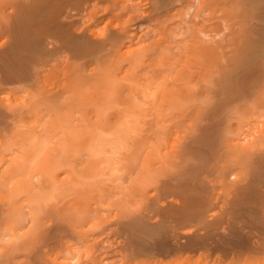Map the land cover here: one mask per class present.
<instances>
[{"label": "bare ground", "instance_id": "obj_1", "mask_svg": "<svg viewBox=\"0 0 264 264\" xmlns=\"http://www.w3.org/2000/svg\"><path fill=\"white\" fill-rule=\"evenodd\" d=\"M263 67L264 0H0V264H264Z\"/></svg>", "mask_w": 264, "mask_h": 264}, {"label": "rangeland", "instance_id": "obj_2", "mask_svg": "<svg viewBox=\"0 0 264 264\" xmlns=\"http://www.w3.org/2000/svg\"><path fill=\"white\" fill-rule=\"evenodd\" d=\"M124 3H127V2L124 1ZM122 4H123V3H122ZM231 46H232V48H233V49L231 50V52H232V51H236L235 53H237V49H238V48H236L235 45H231ZM231 46H229V45H228V47L225 46V48H223V49H226V50H224L225 52H224L223 50H222V52H220V53H222L223 57L226 56L225 58H227V57L232 56V55L235 54V53H232V54H231V52L229 51V50L231 49ZM234 47L236 48L235 50H234ZM228 48H229V50H228ZM223 52H224V53H223ZM224 54H225V56H224ZM225 58L220 59L219 61H223ZM225 60H226V59H225ZM218 63H221V64L223 63V64H222V65H221V64H219V65H216V64H215V69H214V67H213L214 64H210L211 66H210V67H207V66L209 65V62H208L207 64H206V63H205V64H202L200 68L198 67L199 69H198V68H195V67H192V69L189 71L188 74L195 73V74H196V77L194 76L195 74H194L192 77H191V75H187V76H189V79H190V82H189V83H190V84L193 83L192 81H193L194 79H195V80H194V84H196L197 82H200V83H201V84L199 83L200 85L205 86V85L208 83V84L206 85L207 87L205 86V87L207 88V90H208V93H210V92H211V94H212V93H215V92H213V89H214L215 91H217V88H216V87H218L217 85H216V87H215V84H216V83L218 84L219 82H220L219 84H221L222 81L224 82V81L226 80V76H227V78L229 77V75L231 74V69H229V68L231 67L230 65L232 64V63L230 62L231 64H230V65H229V64L227 65V63H229V61H228V62H227V61H223V62H218ZM218 63H217V64H218ZM224 64H225V65H224ZM204 65H206V66H204ZM203 66H204V68H202ZM227 66H228V67H227ZM205 67H206L207 69H206ZM212 67H213V68H212ZM219 67H220L221 69H220ZM210 68H211L213 71H210V70H211ZM224 68H226L225 71H224ZM263 68H264V67H263ZM202 69H203V70H202ZM205 69H206V70H205ZM208 69H209V70H208ZM228 69L230 70V72H229ZM192 70H193V71H192ZM200 70H201V71H200ZM215 70H217V72H215ZM223 71H224V72H223ZM226 71H227V72H226ZM190 72H191V73H190ZM206 72H207V73H206ZM219 72H220V73H223V74H220ZM200 73H201V74H200ZM204 73H206V75H205ZM217 73H218V74H217ZM203 74L205 75V77L208 76L209 78H208V77L205 78V77L203 76ZM216 76H217V77H216ZM193 77H194V78H193ZM202 77L205 78V81H204V78H202ZM215 77L217 78L218 81H214V80L216 79ZM222 77H223V78H222ZM197 78H198V79H197ZM207 78H208V82H207ZM48 79H49V78H48ZM48 79H47V80H48ZM56 79H57V80H56ZM177 79H178V78H176V80H177ZM180 79H182V80H180ZM189 79H188V77H187V78H179L178 80H180V81H177V82H176L175 78H173V80H175V82H176L175 84H178V83H179V84H184V83H183L184 80H185L186 83H188V80H189ZM212 79H214V80H212ZM222 79H224V80H222ZM44 80H45V79H44ZM49 80H50L51 82H55V81H58V78H52V79L50 78ZM49 80H48V81H49ZM52 80H53V81H52ZM186 80H187V81H186ZM196 80H197V82H196ZM210 80H211V82L214 81V83L212 84V83L210 82V84H209V81H210ZM48 81H45V82L47 83ZM45 82H43V83H45ZM180 82H181V83H180ZM195 82H196V83H195ZM43 83H42V86H41L42 89L46 88V85L48 84V83H47V84L45 83V84H46V85H45V84H43ZM205 83H206V84H205ZM51 84H52V83H51ZM219 84H218V85H219ZM222 84H224V83H222ZM44 85H45V87H44ZM48 85H49V84H48ZM48 85H47V86H48ZM184 85H185V84H184ZM209 85H211L212 88H211V86L209 87ZM192 86H193V84H192ZM213 86H214L216 89L213 88ZM222 86H223V85H220V87H222ZM41 87H40V88H41ZM43 87H44V88H43ZM42 89H39V90H42ZM218 89H220V88H218ZM170 90H172V89L170 88ZM205 90H206V89H205ZM205 90H204V91H205ZM209 90H210V91H209ZM204 94H206V92H205ZM190 110H191V109H190ZM190 110H189L188 113L191 114V115H190V118H191V119H189V121L186 122V123H189V124H186V123H185L186 126H189L190 123H191V121H192V123H193V120H192V117H191V116H193L194 113H191V112H193L194 110H193V109H192V111H190ZM194 112H195V111H194ZM246 123H247V122H246ZM246 123H244V125H241V127L243 126V128H245V129H244L245 131L248 130L246 127L250 128L249 126H251V127L254 128V126L256 125V128H257V124H258L257 122H256L255 125L253 124V126L251 125V123H249L248 126H245V125H247ZM234 125H235V124H233V126H234ZM177 126H178V125H177ZM177 126H176V127H177ZM179 126L182 127V125H179ZM186 126H185V128H186ZM190 126H191V125H190ZM235 126H236V125H235ZM235 126H234V127H235ZM244 126H245V127H244ZM183 127H184V126H183ZM183 127H182L181 131H182V130H185ZM258 127H259V126H258ZM177 128H178V127H177ZM177 128H174V129H173V130H174V131H173V136H174V137L171 136V137H173V138L171 139V140H172L171 142H178V138L181 137L180 135H179V136H180V137H179L178 134H183V133H182L183 131L181 132V131H180V128H179L178 130H177ZM187 128H188V127H187ZM253 128H252V129H253ZM175 129H176V130H175ZM252 129L250 128L249 131H251ZM254 129H255V128H254ZM254 129H253V130H254ZM235 130H236V129H235ZM253 130H252V131H253ZM175 131L178 132V134H177V138H175V135H174V134L177 133V132H175ZM252 131H251V132H252ZM174 132H175V133H174ZM173 139H174V140H173ZM107 214H108V213H107ZM107 214L104 213L105 216H106ZM104 215L102 214V216H100V217H102L101 219H100V217H99V221L102 222V220H104V219H106V220H108L107 218L110 219L109 216L112 217L111 213H110L109 216L107 215L108 217H107V216L104 217ZM103 218H104V219H103ZM43 220H44V219H43ZM96 222H97V221H96ZM101 222H99V223H101ZM103 222H107V223H108V221H103ZM103 222H102V223H103ZM103 224L105 225V223H103ZM96 225H97L98 228H100V229H102L101 227H103L104 229L106 228V225L104 226V225H102V224H99V225H100V226H99V225H98V222H97ZM101 225H102V226H101ZM97 226H96V229L99 231V229L97 228ZM96 229L94 228L95 231H97ZM95 231H93V232L95 233ZM98 231H97V232H98ZM106 231H107L106 229H105V231H103V229H102V230L100 231V233H97V235H96V233L94 234V236H95V235H96L97 237L100 236L99 238L101 239V241H103V243L100 241L99 238H96V237H94V236H93V237H90V238H94V241H93V242L95 243L94 245H96V244H100V243H96V242L100 241V242L102 243L101 246L106 247V243H107V242H105V241H106L105 239L107 238V235L110 234L109 232H106ZM106 233H107V234H106ZM41 234H43V233H41ZM41 234H40V239H39V237H38L39 240H37V238H36V240L34 241L36 247H33L34 243H33L32 246H30V247H33V250H32V251H30V247H29V251H30V253H32V254H30V253H29V254H30L31 256H33V255L36 253V251L41 247L42 250L39 249V252H41V254H44V253H45V254L43 255L44 259L42 258L41 260H44V261L46 260L45 262H46L47 264H49V263H50V264H54L53 259H54V258H57V257H58V258L55 259V262L60 260L59 263L62 264V262L64 263V261L66 260V261H65L66 263H69V264H70V263L72 262V264H76V263H74V262H77V259H78L79 257H80V258H79V261L81 260V258H82V259L84 258L83 260H85L86 257H88L86 254H88L89 256H90V254H91L90 252H89V253L86 252L85 249H81V251L79 250L81 247H82V248H86V247H88V249L91 250V247H92L91 242H90V243H86V242H85V244H84V242L82 243L81 240L84 239L83 236L80 237V238L83 237V239L78 238L79 236H78V237H73L72 239L75 238L76 240H75V239H74V240H71V239H70V242H68L69 239H68V240L66 239L65 241L62 240V241H63L62 244L67 243V246H68V248H63V249H62V247H67V246L62 245V247H56V248H51V247H53L52 245H51V247H50V245H48V246L46 245V246H45V243H43V242H46L45 239H44L45 237H44V236H43L44 238L41 237ZM44 234H45V233H44ZM101 234H103L102 237H101ZM105 234H106V235H105ZM98 235H99V236H98ZM104 235H105V236H104ZM103 236H104V237H103ZM113 236H114V235H110V236H108L107 239H109V238H110V239H114ZM114 237H115V236H114ZM42 238H43V239H42ZM77 238H78V239H77ZM95 238H96V239H95ZM42 240H43V241H42ZM77 240H80V241H79L80 243H78ZM104 240H105V241H104ZM114 240H115V239H114ZM4 241H5V240H4ZM6 241H7V240H6ZM41 241H42V243H41ZM74 241H75V242H74ZM95 241H96V242H95ZM115 241H116V240H115ZM71 242H72V243H71ZM93 242H92V243H93ZM104 242H105V243H104ZM36 243H37V244H36ZM69 243H70V244H69ZM74 243H75V244H74ZM42 244H43V245H42ZM68 244H69V245H68ZM79 244H81V245L83 244V245L81 246V245H79ZM87 244H88V245H87ZM38 245H39V246H38ZM60 245H61V242H60ZM70 245H72V246H70ZM74 245H75V246L79 245V246H77L78 248H77V247L75 248ZM94 245H93V246H94ZM0 246H2V247H0V248H2V249H3L4 246H5V248L7 247V249H8V250H6V251H5V249H4V250L0 249V252L5 251V253H3V252L0 253V254H1V255H0V260H2L4 257H6L5 255H8V254H9L8 251H9L10 247H8V245H7L6 242H1V243H0ZM43 246H44L45 248H44ZM69 246L72 247V248H70ZM83 246H84V247H83ZM37 247H38V248H37ZM49 247H50V248H49ZM73 247H74V248H73ZM89 247H90V248H89ZM57 248H59V250L62 249V250H64L65 252L62 251V250H61V252H58V251H57V250H58ZM60 248H61V249H60ZM36 249H37V250H36ZM48 249H49V250H48ZM50 249H51V250H50ZM56 249H57V250H56ZM66 249H67V250H66ZM71 249H73V250H71ZM76 249H78V250H76ZM86 249H87V248H86ZM11 250H12V251H11ZM11 250H10V251L12 252L11 254H13V251H16V250H13V248H12ZM34 250H35V252H34ZM44 250H45V251H44ZM70 250H71V251H70ZM83 250H84V252H83ZM47 251H48V253H47ZM50 251H51V252H50ZM76 251H78L79 255H80V253H81V256H79L77 253H75ZM79 251H80V252H79ZM6 252H7V253H6ZM16 252H17V251H16ZM16 252H14V253H16ZM39 252L36 253L35 255H39ZM43 252H44V253H43ZM82 252H83L84 254H83ZM91 252H92V250H91ZM25 253L27 254V251H25ZM54 253H55V254H54ZM85 253H86V254H85ZM4 254H5V255H4ZM16 254H17V255L19 254V255L22 256V253H20V251H19L18 253H16ZM29 254H28V255H29ZM46 254H47V255H46ZM49 254H50L51 256H50ZM57 254H59V256H58ZM61 254H62L63 256H62ZM70 254H72V255H73V254H74V255L76 254V257H75L76 259H75L74 262H73V261L69 262L71 259H69V261H67L68 258H71V256L67 257V256L70 255ZM82 254H83V255H82ZM9 255H10V254H9ZM48 255H49V258H51L52 256H53V257H52L51 259H49V258H48ZM64 255H65V256H64ZM84 255H85L86 257H84ZM40 256H41V255H40ZM55 256H56V257H55ZM60 256H61V257H60ZM77 256H78V257H77ZM41 257H42V256H41ZM62 257H63V258H62ZM73 257H74V256H73ZM168 257H170V256H168ZM168 257H164V260H163L164 262L161 260V261H162V264H163V263H164V264L167 263V262H166V258H167V261L171 262V260H168ZM27 258H28V257H26V262H27ZM39 258H40V257L38 256L37 259H39ZM46 258H47V259H46ZM117 258H119V257L117 256ZM157 258H159V257H157ZM160 258H161V257H160ZM170 258H172V256H171ZM22 259H23V258L20 259V257H19V259H18V257L16 256V257H14V259H12V260H13V261L15 260V262H16V261H22ZM24 259H25V258H24ZM61 259H62V261H61ZM63 259H65V260L63 261ZM104 259H105V258H104ZM119 259H120V260H121V259H124V257H123V258H119ZM172 259H173V258H172ZM41 260H40V261L38 260L39 263H40V264H42V263L44 264L45 262H42ZM101 260H102V262L100 261L101 264H102L103 262H104L103 264H108L109 262L112 263V261H108V260H111V258H108V257H107V259H106L107 261H105V260L103 261V259H101ZM28 261H29V259H28ZM49 261H50V262H49ZM81 261H82V260H81ZM125 261L128 262V261H130V260H129L128 258L126 259V257H125ZM48 262H49V263H48ZM106 262H108V263H106ZM122 262H123V264H124V263L126 264V262H124L123 260H121V264H122ZM57 263H58V262H57ZM66 263H65V264H66ZM110 263H109V264H110ZM128 263H130V262H128ZM113 264H116V263H113ZM117 264H118V263H117ZM119 264H120V263H119ZM130 264H135V262H134V261H133V262L131 261ZM167 264H168V263H167Z\"/></svg>", "mask_w": 264, "mask_h": 264}]
</instances>
